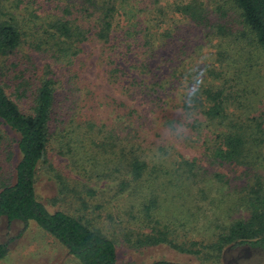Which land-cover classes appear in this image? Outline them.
Here are the masks:
<instances>
[{
    "label": "trees",
    "instance_id": "16d2710c",
    "mask_svg": "<svg viewBox=\"0 0 264 264\" xmlns=\"http://www.w3.org/2000/svg\"><path fill=\"white\" fill-rule=\"evenodd\" d=\"M160 1L0 0V148L11 131L18 150L13 182L0 183V226L35 224L79 264H119L118 238L135 250L169 245L201 257L226 248L264 252L259 174L236 203L248 217L228 226L221 219L226 227L211 244H179L185 204L198 219L220 200L211 197L210 171L163 139L181 138L186 127L208 148L211 165L264 169V0ZM201 41L214 52L187 69V46ZM87 44L102 46L98 63L122 98L83 92L75 65ZM152 62L171 63L173 71L166 75ZM42 176L55 185L52 209L37 192ZM123 197L127 212L102 216L111 199ZM93 216L116 236L92 226ZM10 243L0 242V261Z\"/></svg>",
    "mask_w": 264,
    "mask_h": 264
},
{
    "label": "rangeland",
    "instance_id": "374dc122",
    "mask_svg": "<svg viewBox=\"0 0 264 264\" xmlns=\"http://www.w3.org/2000/svg\"><path fill=\"white\" fill-rule=\"evenodd\" d=\"M148 1V0H147ZM167 1L161 0L159 3L165 5ZM140 4V1L138 2ZM193 43L196 44L195 39H192ZM188 43V42H185ZM216 43V42H214ZM200 44L192 48L190 45L187 46L188 52H193L192 55L189 52L188 56H191L193 61L188 60L187 69L194 68L197 63L204 64L203 57L208 55L210 52H214L212 46L206 42L201 41ZM86 54H82L80 61L76 62L75 69L79 71L81 80H79L80 85L83 87V92H98L102 98L105 96L112 95L113 98H122L118 92L115 91V86L109 82L107 74L104 72L107 69L106 64L99 62L102 59V46L91 44L84 45ZM198 50L199 53L197 52ZM174 52V50H172ZM170 53L166 54L170 57ZM195 56H194V55ZM173 55V54H172ZM189 58V59H191ZM81 62H85L83 64ZM154 66H160L164 73L171 74L173 68L170 64H160L152 62ZM169 63V62H168ZM173 63V62H172ZM99 64H102L101 68ZM41 67L46 65V61L40 60ZM261 82L259 83V85ZM14 96V95H13ZM18 101L21 108L24 110L28 106L29 100H23V103L14 96ZM175 98V97H174ZM25 99V98H24ZM133 103V101L129 100ZM172 101H177L172 100ZM135 102V101H134ZM116 104V103H115ZM121 101L118 102V105ZM118 109L123 112H128L124 106ZM119 110V114H120ZM121 111V112H122ZM176 117L182 118V122H186L187 115H184L182 111L172 112ZM123 116V115H122ZM189 120V119H188ZM4 130V129H3ZM183 132H186L181 138H176L175 135L172 137L168 136L167 133L163 135V139L172 140V147L179 151L184 156L190 159H197L198 163L210 171V178L213 180L212 185L213 192L211 197L218 198L219 203L215 202L213 205H209L203 211L200 212L198 219L191 212L189 214L190 204L189 202L185 204L187 207L183 213V219L187 222L184 225L181 223L179 236L181 237L178 242L183 245V248H189L193 246L195 242L203 243L204 245L211 244L214 240L215 233L224 230L226 226L220 225L219 221L222 219L228 226V224L233 223V221L239 220L243 217H248V213L241 210L236 206V203L242 193V191L247 187L250 181L256 182L255 177L258 174L262 177L264 175V169H253L252 167L243 165H211L208 161V152L205 146H200L198 144V137L193 134L189 128L182 127ZM162 132V130L160 131ZM189 136H192L189 139ZM6 137L9 138L7 147L0 148V183L13 182L14 167L18 161V150L15 143L13 148H11V142L15 141L16 135L9 131L6 133ZM161 139L160 142L165 143ZM190 140H195L191 142ZM59 157L60 163L64 162V158ZM215 174L223 175L222 182L214 177ZM264 177V176H263ZM104 187V184L101 185ZM53 188H55L54 183L49 182V178L42 176L37 184V192L41 201L52 209V202L50 198L54 195ZM231 190V191H230ZM230 195V196H228ZM50 200V201H49ZM56 200H53V202ZM59 207L65 206L62 203L58 204ZM57 209V208H54ZM191 209V208H190ZM128 210L127 201L125 198L111 199V202L107 205V210L103 212L102 216L106 217V214L112 213L115 217L119 216ZM76 212V216L82 215L84 212L78 211V209H72ZM90 218L89 215H85ZM95 219L92 222V226L99 227L104 233H108L110 236H116V231L114 229H107L102 224L101 218L93 216ZM127 215H123L122 219H128ZM169 219V218H168ZM87 221V219H85ZM184 221V220H183ZM166 222V220L164 221ZM107 223V222H106ZM134 224H141L142 222L133 221ZM225 224V225H226ZM135 228V227H133ZM144 232H151V228L148 226H141ZM24 231V234L20 236V233ZM0 242H11L10 243V253L8 257L0 261V264H79L71 255L68 254L66 249L60 245L55 239L45 234L39 229L35 224L31 225L28 229L24 230L22 224L15 222L9 223L6 220L0 226ZM118 245V257L119 264H153L154 262L166 261L174 264H264V252H248L244 250L239 251H229L226 248L222 254H214L213 257L197 256L186 253H181L171 248L169 245H161L152 248H145L141 250L132 249L125 241L120 238L117 240ZM198 249L199 247H192ZM245 253H250L251 255H246Z\"/></svg>",
    "mask_w": 264,
    "mask_h": 264
},
{
    "label": "clouds",
    "instance_id": "9594fccd",
    "mask_svg": "<svg viewBox=\"0 0 264 264\" xmlns=\"http://www.w3.org/2000/svg\"><path fill=\"white\" fill-rule=\"evenodd\" d=\"M194 94H195V90L189 92V95H194Z\"/></svg>",
    "mask_w": 264,
    "mask_h": 264
}]
</instances>
